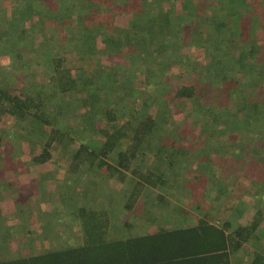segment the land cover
<instances>
[{
  "label": "rangeland",
  "instance_id": "obj_1",
  "mask_svg": "<svg viewBox=\"0 0 264 264\" xmlns=\"http://www.w3.org/2000/svg\"><path fill=\"white\" fill-rule=\"evenodd\" d=\"M105 1L94 0L86 6L81 0H0V88L20 96L23 92L37 93L42 103L40 114L49 122L40 124L34 118L29 121L27 116L20 120L5 110L0 113L1 256L52 248L57 240L63 241L59 237L70 226H75L80 233L77 201L98 209L106 210L111 202L112 206L119 207L125 195H117L116 187L130 186L128 177L122 180L106 177L103 171L71 170L67 149L62 153L64 149L59 145L52 148L51 156L44 162H33L31 156L41 150L36 135H46L50 127L58 128L64 135L69 132L73 139L70 148L74 149L81 140L97 146L103 140L102 134L82 122L93 120L95 127L111 129L113 122L105 119L103 108H113L119 124L128 118L130 111L141 108V99L149 100V112L161 107L162 100L166 101L168 120L155 121L154 140L158 142L157 137L162 136V127L170 134L182 132L185 137L181 142L187 145L189 153L184 158V166L165 164L163 186L138 187L132 208L121 214L135 224V230H149L159 218L166 225L176 220V208L154 197L157 192L188 211L192 221L204 216L217 224L226 218L233 223H245L256 207H264V171L249 167L245 160L251 154L247 147L257 143L258 133L264 136V129L241 118L231 123L234 118L230 115L224 124H217L219 133L204 140V136H199L201 124L193 120V114L204 111V106H212L211 95L218 92L208 72L201 70L207 61L224 55V46L234 58L239 50L251 44L257 46L252 55L245 51L247 58L243 61L230 58L225 73L241 81L242 97L264 96L262 86L257 83L259 72L264 70V0L245 5L242 0H224L235 6L242 33L239 29L225 32V37L207 41L205 46L191 39L192 29L208 18L215 20L222 10L230 13L231 9L218 0L206 3L215 10L212 12L202 7L201 2L206 0H193L195 10L189 9L181 19L173 20L171 26L168 22L163 25L157 22L155 4L168 10L177 6L176 0H145L148 6L139 15L130 14L124 0H115L111 9L113 29L100 26L93 36L69 37V33L90 25L91 14L99 11ZM118 32L130 34L137 51L134 46L133 49L124 46L121 35V42L113 50L109 47L98 50L101 38L115 37ZM80 49H84V69L79 63H72L76 60L73 51ZM58 59L62 62L59 67L71 69L78 80L72 89H58L54 80ZM198 73L200 79L194 81L205 91L200 103L187 100L181 105L172 99L167 89L172 79H185ZM30 124L36 126L35 135L29 133ZM75 128H80L77 133L72 132ZM154 140L152 146L144 149L147 153L144 164H150L149 155L151 160L158 158L150 154L157 150ZM160 140V150L164 153L170 142L168 138ZM127 141L124 139L123 143ZM261 143L259 154L264 156V139ZM242 159L244 163L239 161ZM192 161L194 169L189 166ZM233 173L245 175L249 182L241 196L230 204L224 196L225 190L234 183ZM107 216L118 220L116 209L109 210ZM71 234L75 233L71 230ZM256 236L258 240L245 242L232 255L233 264H248L254 243H264V215Z\"/></svg>",
  "mask_w": 264,
  "mask_h": 264
},
{
  "label": "trees",
  "instance_id": "obj_2",
  "mask_svg": "<svg viewBox=\"0 0 264 264\" xmlns=\"http://www.w3.org/2000/svg\"><path fill=\"white\" fill-rule=\"evenodd\" d=\"M93 1L81 0L86 6ZM218 1L219 4L228 6L231 11L229 13L222 10L217 13L215 20H209L207 17V20L193 27L191 39H196V43L201 46L214 38L225 37L233 30L239 29L238 31L242 33L235 6L224 0ZM252 1L242 0L241 3L245 5ZM207 2L208 0L204 3L201 2L202 7H205L209 12L215 11L212 6L206 4ZM115 3V0H106L99 11L96 10L91 14V24L84 28H78L74 34L73 32L69 33L71 35L69 37L93 36L100 26L113 29L115 26L112 21L111 9ZM124 3L131 12L130 14L134 15L143 13L148 6L145 0H124ZM175 4L176 7L168 10L155 4L156 19L157 22H161L160 25L168 22L171 26L173 20L178 21L189 9L195 10L196 8L193 0H176ZM122 29L124 30V28ZM119 35L122 36L121 39L125 40L124 46H131V48L134 46V51H137L135 40L125 32H118L115 37L105 36L101 38L98 50L103 51L105 47L113 50L112 48L120 41ZM256 47L251 44L245 50H239L237 57L234 58L229 56L228 47L224 46L222 49L224 55L213 61H207V66L202 68L201 72L203 73L204 70L208 72L209 78L215 82L213 84L218 91L211 95L212 106H204V111L201 113H191L194 122L201 124L202 133L199 136H204V140H208L219 133L217 124H224L230 115V118H234L231 123H235L237 118H241V121L251 122L254 127L264 129V96L257 97L254 94H248L242 97L241 81L237 78H230L225 73V68L230 66V58L234 61L237 60V62L240 59L243 61L247 58L245 51L252 55ZM83 51L84 49L73 51L76 60H73L72 63H79L81 69H84ZM134 51H131L132 55H135ZM61 63L60 59L55 61L54 80L58 84L59 90L72 89L77 85L78 80L72 74L71 69L68 67L60 68ZM263 71L259 72L257 83L262 86L264 91V77H261ZM199 74L186 76L185 79L174 77L167 87L172 99L177 100L181 105L187 100L200 103L202 93L205 91L197 86L201 76ZM195 78L197 82L194 81ZM41 106V99L37 93L32 95L23 92L20 96L19 93L9 94L0 88V113L5 110L20 120L27 116L29 121L34 118L40 124L41 122L49 123L43 114H40ZM149 106L148 99H141V108L130 111L128 118L119 124L116 123V114L113 108L104 107L102 112L105 119L108 122H113L111 129L95 127L93 120L82 122V125L94 127L95 131L102 134L103 140L97 146H92L81 140L73 149L70 148L73 139L69 136V132L64 135L58 128L50 127L48 133L43 136L35 129L36 121V126L30 124V135L38 133L36 135L37 141L41 145L40 152L31 156L33 162L46 161L51 156L52 148L59 145L60 149H64L62 153H65V149H67L70 156L68 167L71 170L80 168L84 172L103 171L102 175L106 177L114 176L122 180H126L125 177H128L131 184L130 186L116 187L117 195L118 193L125 195V200L119 207L112 206L111 202L105 210L93 208L77 201L80 233L79 231L76 232L75 226L66 228L65 235L62 238L59 237L66 244L62 243V240H57L60 243L56 241V245L46 250L30 251L27 254L20 253L15 256L0 255V264H233L232 255L245 242L251 240L253 243L254 239L258 240L256 229L264 215V207H256L253 216L245 223H233L226 218L217 224L204 216H197L192 221L189 219L188 211L182 210L174 201L166 200L164 195L157 192L154 197L163 201V204L166 201L169 202L170 207L176 208V220L174 222L166 225L164 219L159 218L155 220L149 230L142 231L135 230V224L123 218L121 214L132 208L136 200L135 197L139 193L138 187L146 185L160 188L165 182V164L167 167H174L179 163L184 166L186 164L184 158L189 153L187 145L181 142V139L185 137L182 132L170 134L162 127V136L157 137L158 142L154 140L152 132L155 121L166 122L168 109L164 100H162L161 107L157 106L153 112L147 110ZM79 129L75 128L72 132L77 133ZM258 137L259 140L255 141L257 143L252 142L247 147L251 154L250 158L245 160L249 167L255 166L258 171H264V162H262L264 156L259 154V147L263 144L261 140L264 139V136L262 137L258 133ZM164 138H168L170 143L169 146H165L166 152L163 153L160 150V139L163 142ZM124 139L128 140L125 144L123 143ZM153 140L156 142L157 150L153 153L147 152L158 156V158L151 160L152 155H149L150 164H144V158L147 156L144 149L146 146H152ZM257 154L260 157L256 156ZM175 157L176 159H174ZM239 161L244 163L243 159ZM194 163L192 161L189 166L195 167ZM173 164L174 166H172ZM232 165L231 168H234L233 163ZM233 176L234 183L225 190L224 196V199L230 204H232L233 199L241 196L249 182L243 174L233 173ZM125 182L130 183L128 180ZM114 209L118 213L117 221L108 217L109 215L107 216L108 211H114ZM71 230L75 234H71ZM251 254L248 264H264V243H254Z\"/></svg>",
  "mask_w": 264,
  "mask_h": 264
}]
</instances>
